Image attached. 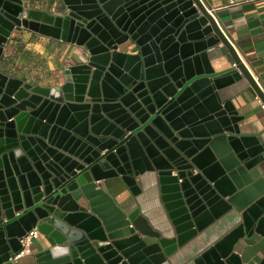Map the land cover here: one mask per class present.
Listing matches in <instances>:
<instances>
[{
    "label": "water",
    "instance_id": "1",
    "mask_svg": "<svg viewBox=\"0 0 264 264\" xmlns=\"http://www.w3.org/2000/svg\"><path fill=\"white\" fill-rule=\"evenodd\" d=\"M63 1L65 13L50 15L0 0V59L23 27L91 53L56 87L0 72V264H13L33 228L55 242L38 264H172L169 242L137 212L116 211L112 222L100 207L111 204L102 180L129 184L144 170L172 184L193 234L241 212L242 224L194 260L238 264V238L264 232V186L255 191L249 172L263 148L241 135L236 109L221 100L226 85L210 53L223 43L235 67L222 76L238 79L240 71L263 103L264 92L215 13L202 0ZM196 31L199 39L188 41ZM129 42L135 53L120 50ZM145 247L152 254L143 262L135 249Z\"/></svg>",
    "mask_w": 264,
    "mask_h": 264
},
{
    "label": "crops",
    "instance_id": "2",
    "mask_svg": "<svg viewBox=\"0 0 264 264\" xmlns=\"http://www.w3.org/2000/svg\"><path fill=\"white\" fill-rule=\"evenodd\" d=\"M231 1L242 0H202L208 7L215 9L220 28L264 92V0L239 5H230ZM27 5L50 15H63L66 11L63 0H40ZM198 35L200 31L191 33L186 39H199ZM120 50L135 53L137 47L129 42L121 46ZM90 56L85 46L23 27L15 30L8 39L0 59V72L24 80L34 87H56L65 82L66 70L87 63ZM210 59L214 75L219 76L220 82L226 85L217 92L222 101H231L236 109L241 135L254 138L256 144L263 148L259 161L249 171L253 179L251 186L254 185V190L258 191L260 186H264V108L255 90L241 77L240 71L236 75L239 80L222 76L235 67V61L223 43L210 53ZM100 183L111 198L112 206H107L106 202L100 205L108 218L113 222L116 211L124 215L137 212L151 230L169 242L168 247L173 250L168 259L172 264H194L196 258L228 237L243 222L242 213L232 209L193 234L197 226L185 227L181 221V209L176 205L175 191L171 189L172 184L162 183L156 170L137 173L129 180V184L120 176ZM179 237L184 239L183 245H179ZM54 245L50 236L40 233L31 244V253L21 260L22 264H38L40 253ZM136 246L132 245L133 248ZM146 251V247L136 248L135 255L143 262L150 261L152 253ZM234 252L238 264H264V232L252 230L249 234L244 233L238 238Z\"/></svg>",
    "mask_w": 264,
    "mask_h": 264
},
{
    "label": "built area",
    "instance_id": "3",
    "mask_svg": "<svg viewBox=\"0 0 264 264\" xmlns=\"http://www.w3.org/2000/svg\"><path fill=\"white\" fill-rule=\"evenodd\" d=\"M35 1H40V0H23L24 4H29L30 2H35ZM251 1H256V0L231 1L230 5H239L242 4L243 2H251ZM209 12L213 14L216 13L215 9L212 8L209 9ZM259 101L262 107L264 108V103L260 100V98ZM195 173H197V170H195ZM39 235L40 232L38 231V229L33 228L30 231L26 232V234L20 238L21 249L11 258L13 264H22L21 260L25 256L31 253V249H30L31 244L34 239L39 237Z\"/></svg>",
    "mask_w": 264,
    "mask_h": 264
},
{
    "label": "bare ground",
    "instance_id": "4",
    "mask_svg": "<svg viewBox=\"0 0 264 264\" xmlns=\"http://www.w3.org/2000/svg\"><path fill=\"white\" fill-rule=\"evenodd\" d=\"M213 18H214V20L217 22V20H216V16H213ZM217 24H218V22H217ZM218 26H219V24H218ZM220 27V26H219ZM221 29V28H220ZM222 30V29H221ZM222 33V32H221Z\"/></svg>",
    "mask_w": 264,
    "mask_h": 264
},
{
    "label": "rangeland",
    "instance_id": "5",
    "mask_svg": "<svg viewBox=\"0 0 264 264\" xmlns=\"http://www.w3.org/2000/svg\"><path fill=\"white\" fill-rule=\"evenodd\" d=\"M76 196H80V193H76Z\"/></svg>",
    "mask_w": 264,
    "mask_h": 264
}]
</instances>
